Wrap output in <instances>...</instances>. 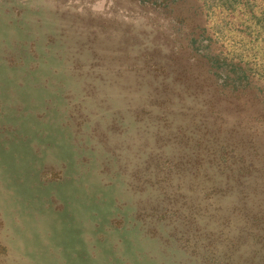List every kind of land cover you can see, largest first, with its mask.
Returning <instances> with one entry per match:
<instances>
[{
	"label": "rangeland",
	"instance_id": "374dc122",
	"mask_svg": "<svg viewBox=\"0 0 264 264\" xmlns=\"http://www.w3.org/2000/svg\"><path fill=\"white\" fill-rule=\"evenodd\" d=\"M0 264H264V0H0Z\"/></svg>",
	"mask_w": 264,
	"mask_h": 264
},
{
	"label": "trees",
	"instance_id": "16d2710c",
	"mask_svg": "<svg viewBox=\"0 0 264 264\" xmlns=\"http://www.w3.org/2000/svg\"><path fill=\"white\" fill-rule=\"evenodd\" d=\"M249 13L252 16L254 15V12L251 10L249 11ZM207 57L210 63V68L212 69L214 74H218L219 72L220 74L224 73V79L227 85H240V87L245 88L250 84V78L248 75L246 76V71L244 70V68H242L243 66L241 65V63L239 65V63L231 60L228 61L226 58L221 60L219 58V55L214 53L207 54Z\"/></svg>",
	"mask_w": 264,
	"mask_h": 264
}]
</instances>
